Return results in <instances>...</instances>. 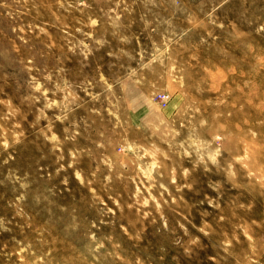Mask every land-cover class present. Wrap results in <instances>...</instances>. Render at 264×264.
Returning a JSON list of instances; mask_svg holds the SVG:
<instances>
[{
    "label": "rangeland",
    "instance_id": "rangeland-1",
    "mask_svg": "<svg viewBox=\"0 0 264 264\" xmlns=\"http://www.w3.org/2000/svg\"><path fill=\"white\" fill-rule=\"evenodd\" d=\"M0 264H264V0H0Z\"/></svg>",
    "mask_w": 264,
    "mask_h": 264
},
{
    "label": "built area",
    "instance_id": "built-area-1",
    "mask_svg": "<svg viewBox=\"0 0 264 264\" xmlns=\"http://www.w3.org/2000/svg\"><path fill=\"white\" fill-rule=\"evenodd\" d=\"M159 98L162 103H165L168 100V95L167 94H159Z\"/></svg>",
    "mask_w": 264,
    "mask_h": 264
}]
</instances>
